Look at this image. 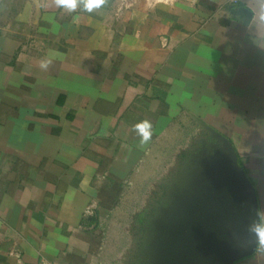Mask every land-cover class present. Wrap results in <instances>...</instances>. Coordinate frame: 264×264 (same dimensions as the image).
<instances>
[{
  "label": "crops",
  "instance_id": "0c3cea01",
  "mask_svg": "<svg viewBox=\"0 0 264 264\" xmlns=\"http://www.w3.org/2000/svg\"><path fill=\"white\" fill-rule=\"evenodd\" d=\"M202 123L234 145L264 226V0H107L92 13L0 0V264H134L152 214L114 241L124 196L163 194ZM235 264H264V245Z\"/></svg>",
  "mask_w": 264,
  "mask_h": 264
},
{
  "label": "water",
  "instance_id": "95a60500",
  "mask_svg": "<svg viewBox=\"0 0 264 264\" xmlns=\"http://www.w3.org/2000/svg\"><path fill=\"white\" fill-rule=\"evenodd\" d=\"M228 10L245 25L252 19L247 7ZM202 125L210 137L184 160L149 219L143 264H235L260 246L256 188L232 142Z\"/></svg>",
  "mask_w": 264,
  "mask_h": 264
},
{
  "label": "rangeland",
  "instance_id": "374dc122",
  "mask_svg": "<svg viewBox=\"0 0 264 264\" xmlns=\"http://www.w3.org/2000/svg\"><path fill=\"white\" fill-rule=\"evenodd\" d=\"M207 136L210 137L206 131L205 137H207ZM183 162H184V159H183ZM174 174L175 175L177 174L176 171L174 172ZM145 180H142L141 182H143ZM166 187L167 186H165V188ZM164 197H165V192L163 194L129 193V194L125 195L124 196L125 201L123 198V201L125 202V204L123 206V209L118 210L119 212L117 211L118 212V216L116 217L117 222L113 227V229H114L113 234L116 233V238L114 239V241L118 242V239L120 238L121 231L129 225H130L129 228H131V235L133 233H135L137 231V229H140V226H137V225H138L139 218L141 217V215L143 213H145L146 211H149V213L152 214V217H153L155 212H156V209H157L156 206L160 205L163 202ZM154 205H156V206H154ZM124 225H127V226L124 227ZM147 226L145 227V229H144V227H142L141 238H140V240H138V242L134 246V248H135L133 250L134 251L133 252L134 264H143L144 248L146 246V241H147V238H146L147 237L146 236ZM106 230H108L107 227H106ZM104 232L107 234V231H104ZM112 243L114 244V242H112ZM134 243L135 242H132V246L134 245ZM116 244L119 245V243H116ZM118 248L119 247L117 246L116 249H118Z\"/></svg>",
  "mask_w": 264,
  "mask_h": 264
},
{
  "label": "clouds",
  "instance_id": "9594fccd",
  "mask_svg": "<svg viewBox=\"0 0 264 264\" xmlns=\"http://www.w3.org/2000/svg\"><path fill=\"white\" fill-rule=\"evenodd\" d=\"M54 5L62 10L69 13L75 12L78 8L83 11L92 13L96 10L101 9L107 0H53ZM51 60H42L40 62V67L42 69H47ZM135 131L141 137V143L146 144L152 137V124L148 120H143L134 126ZM256 234L259 238V243L264 245V226H259L255 229Z\"/></svg>",
  "mask_w": 264,
  "mask_h": 264
}]
</instances>
